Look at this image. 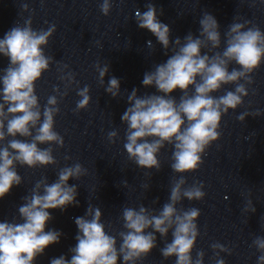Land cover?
Segmentation results:
<instances>
[{
    "label": "clouds",
    "instance_id": "clouds-1",
    "mask_svg": "<svg viewBox=\"0 0 264 264\" xmlns=\"http://www.w3.org/2000/svg\"><path fill=\"white\" fill-rule=\"evenodd\" d=\"M21 8L29 10L27 4ZM99 8L103 15H109L112 0H102ZM146 8L143 13L135 10L138 27L149 30L165 54L171 51V55L166 62L145 72L142 80L145 87L154 86L161 94L138 96V90L134 88L127 95L129 106L121 116L122 123L127 126L124 148L128 159L138 167L159 171L158 154L166 145H171L172 171L179 174L195 172L203 163L202 157L209 146L220 139L222 117L230 109L243 105L244 97L249 95L248 86L254 83L252 74L264 63V31L249 20L239 22L234 19L224 32L223 51H214L221 47V32L213 15L203 13L199 20V36L188 33L183 41L179 37L172 41L170 27L158 19L157 8L151 3ZM160 14H163L162 10ZM55 31L54 24L47 30L33 29L29 17L23 26L16 23L0 39V54L9 60L0 75V145H3L0 147V198L13 186L22 184L17 166L34 169L55 165L52 145L64 146V139L54 126L55 117L60 112L58 96L67 92L60 93L54 88L58 95L49 96L43 109L36 94L37 81L53 62V57L46 55L44 49ZM147 45L151 52L155 51L151 41ZM204 49L207 51L202 52ZM233 63L239 67L229 70ZM63 67L67 68V65ZM95 68L103 86L109 65L101 66L97 62ZM60 79L66 81V88L76 82L71 72L62 74ZM225 85H234V90H225L220 96L213 95ZM176 89L182 93L178 101L171 95ZM105 91L113 98L120 97V80L115 76L109 78ZM77 95L80 97L75 108L78 113L89 107L92 99L90 87L78 88ZM262 114L264 112L259 109L255 113L244 112L237 116V120L243 123L248 116ZM107 138L110 143H115L119 138L118 131H109ZM87 174L88 170L76 163L61 168L52 183L46 176L35 182L30 194L24 196V202L18 206L19 221L14 218L0 222V264H34L49 245L60 242L61 231L45 230L53 219L49 210L64 211L69 205L78 206V186L69 185L68 181L79 180ZM122 183L128 186L127 180ZM186 183L183 175L173 180L168 201L158 212L143 204L138 210L123 208L124 230L116 235L106 231L101 209L89 202L85 215L75 218L77 243L69 249L71 258L61 255L52 258L50 264H117L120 258L123 264H138L158 247L156 233L165 240L160 248L164 259L175 257V264H203V250L197 251L195 259L192 256L200 235L197 225L200 210L195 207L185 210L177 205L185 198L201 201L206 193L203 182L185 187ZM243 211L255 213L250 199ZM169 232L171 242L166 239ZM117 236L121 241L119 246ZM252 246L260 253L257 264H264V236H256ZM211 248L217 257L216 264H225L219 254H231V250L219 242L213 243Z\"/></svg>",
    "mask_w": 264,
    "mask_h": 264
}]
</instances>
